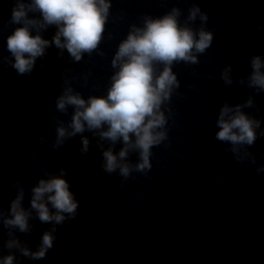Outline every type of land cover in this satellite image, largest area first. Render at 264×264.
Segmentation results:
<instances>
[{
	"label": "clouds",
	"instance_id": "obj_1",
	"mask_svg": "<svg viewBox=\"0 0 264 264\" xmlns=\"http://www.w3.org/2000/svg\"><path fill=\"white\" fill-rule=\"evenodd\" d=\"M10 2L13 7L7 23L18 26L7 36L10 56L0 54V65L7 63L20 76L31 74L37 59L43 58L52 46L59 50L60 57L66 50L73 63H79L85 55H105L100 45L111 16L112 0ZM161 2L167 3L168 0ZM187 13L181 23L183 10L173 6L161 16L142 14L139 23L129 25L126 37L120 40L110 61L113 71L106 95L85 98L73 87L72 81L77 77L67 74L71 68L65 69L55 109L64 115H69V109L72 111L67 121L59 116L53 117L56 122L53 149L58 150L78 134L90 132L98 138L97 146L103 157L101 168L109 175L116 173L122 177L121 186L123 181L132 178L133 173L146 175L152 169L153 147L169 140V120L173 114L170 104L180 87L173 66L200 63L199 56L211 47L214 40L213 31L206 27L208 14L195 0ZM197 20L199 26H195ZM53 26L56 31L51 40L45 39L42 33ZM249 64L251 71L246 77L241 76L238 83L253 89L256 94L264 93V57L253 55ZM90 75L91 72L83 75L85 83ZM220 79L225 86L235 82L231 64L222 69ZM252 108H256L253 95L237 104L226 99L216 118L218 131L215 139L230 145L226 151L241 163H256V156L250 149L258 138H264L261 120L245 111ZM38 140L45 143L47 138L41 135ZM81 143V154H87L89 138L82 136ZM117 143L122 144L118 152L114 151ZM133 153L137 154L135 162L130 159ZM256 172H264V165L257 167ZM66 174L63 168L57 174L44 169L43 176L47 178H40L30 189L27 209L23 206L25 188L20 180L14 182L16 195L7 212L0 206V231L8 229L7 241L0 244V264H17L16 253L30 260L44 259L54 246L56 225L75 219L79 202L64 179ZM37 218L52 227L42 234L40 244L33 251L17 237L16 232L31 233L33 225L30 220ZM5 248L8 250L6 255Z\"/></svg>",
	"mask_w": 264,
	"mask_h": 264
}]
</instances>
